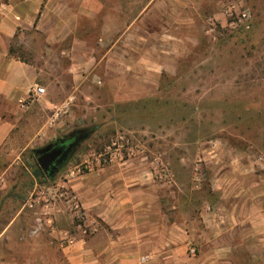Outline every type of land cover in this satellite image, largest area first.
Instances as JSON below:
<instances>
[{"label": "rangeland", "instance_id": "rangeland-1", "mask_svg": "<svg viewBox=\"0 0 264 264\" xmlns=\"http://www.w3.org/2000/svg\"><path fill=\"white\" fill-rule=\"evenodd\" d=\"M170 7L160 73H147L137 61L99 60L102 51L45 50L34 27L13 41L12 55L32 64L37 85H48L51 98L67 102L68 110L65 126L49 139L25 147L24 134L0 150V264H71L63 251L80 232L90 247H104L103 229L94 236L65 204L45 206L39 197L58 188L69 169L116 148L121 160L132 161L128 171L152 174L162 188L165 218L190 232L155 252L138 248L137 264H264V241L234 242L227 231L218 241L216 226L199 219L202 208L217 205L219 175L226 173L228 192L236 180H248L243 167L264 179V0H171ZM176 105L184 110L180 116ZM76 129L88 134L67 164L46 176L36 151ZM107 167L83 170L78 178ZM33 199L39 203L30 208ZM64 232L74 236L69 246L62 244Z\"/></svg>", "mask_w": 264, "mask_h": 264}, {"label": "crops", "instance_id": "crops-1", "mask_svg": "<svg viewBox=\"0 0 264 264\" xmlns=\"http://www.w3.org/2000/svg\"><path fill=\"white\" fill-rule=\"evenodd\" d=\"M170 3L171 0H0V150L13 139L22 140L24 134L25 147L45 141L66 124L64 117L50 123L59 104L58 99L51 98L48 85L44 94L28 99L30 89L38 84L37 72L32 64L10 53L13 41L25 29L34 27L40 31L45 50L58 45L63 52L102 51L99 60L128 65L137 61L135 65L147 69V73L149 69L160 73V43L172 23ZM236 162L239 161L231 160ZM128 163L119 160L105 170L89 172L67 183L86 209L90 234L95 236L102 229L105 233L104 247L93 248L80 232L76 243L63 251L71 264H102V259L137 264L138 248L155 252L162 244L177 242L178 235L181 241L190 236L185 223L165 218L159 182L151 173L144 176V169L128 171ZM237 170V174L242 172ZM243 171L249 172L248 180H236L232 192H228L226 173L219 175L217 170V205L202 208L199 219L206 227L216 226L218 241L227 231L232 232L234 242L259 244L264 241V179L250 167H243ZM176 206L174 202L170 208ZM177 229L184 233L178 234Z\"/></svg>", "mask_w": 264, "mask_h": 264}, {"label": "built area", "instance_id": "built-area-1", "mask_svg": "<svg viewBox=\"0 0 264 264\" xmlns=\"http://www.w3.org/2000/svg\"><path fill=\"white\" fill-rule=\"evenodd\" d=\"M45 93V88L40 85H34L29 92V98L33 99L35 97H38L39 95H42ZM68 110V103L64 102L60 105H58L55 108V111L53 112L50 123H53L54 121L58 120L60 117H62ZM117 151V148L116 150ZM112 151H108L107 154L102 155L98 158H96L95 162H90L88 160L82 161L80 164H77L73 169H69L66 174L64 175L63 181L60 184L58 188H49L46 195H41L39 197V201H42L45 206H49L51 204H54L56 201L61 202L66 205V207L69 209V211L72 214V217L84 221L86 219V209L81 203L78 196L74 193V191L68 186V182L74 180L78 177L79 174H81V171L83 170H92L95 166L97 167H104V166H110L111 164L115 163L116 161L121 160L118 155ZM38 200V199H37ZM37 200L29 201L28 205L30 208H33L36 206L35 203H39ZM40 224V223H39ZM39 230V227L36 226L31 229V234H36ZM61 241L63 246H69L74 242V236L70 233L64 232V236L61 238ZM191 253L194 252V248L190 249ZM141 260H144V257L141 258Z\"/></svg>", "mask_w": 264, "mask_h": 264}, {"label": "flooded vegetation", "instance_id": "flooded-vegetation-1", "mask_svg": "<svg viewBox=\"0 0 264 264\" xmlns=\"http://www.w3.org/2000/svg\"><path fill=\"white\" fill-rule=\"evenodd\" d=\"M87 134L88 131L84 129H76L64 136L49 141L42 148H39L38 152L35 153L37 162L38 159L46 162L50 152L55 150L60 151V153L51 161V163H49L47 169L41 168L43 173L50 177L59 172L73 156L81 140Z\"/></svg>", "mask_w": 264, "mask_h": 264}, {"label": "water", "instance_id": "water-1", "mask_svg": "<svg viewBox=\"0 0 264 264\" xmlns=\"http://www.w3.org/2000/svg\"><path fill=\"white\" fill-rule=\"evenodd\" d=\"M39 150V149H38ZM38 150L36 152H38ZM60 153L59 150H55L49 153L48 158L46 159V162L42 161L41 159H38V164L41 168L47 169L49 163Z\"/></svg>", "mask_w": 264, "mask_h": 264}, {"label": "trees", "instance_id": "trees-1", "mask_svg": "<svg viewBox=\"0 0 264 264\" xmlns=\"http://www.w3.org/2000/svg\"><path fill=\"white\" fill-rule=\"evenodd\" d=\"M12 52V48H10V53ZM149 100H146V101H144V104H143V106H147V104L149 103L148 102ZM140 103V102H139ZM176 103V102H175ZM177 104V103H176ZM153 109L151 110V112L153 113ZM174 111H175V114L177 115V116H180V115H182L183 113H184V110H182V108L180 107V106H178V105H176V108L174 109ZM155 112V111H154ZM138 116H140V117H142V114H138Z\"/></svg>", "mask_w": 264, "mask_h": 264}]
</instances>
